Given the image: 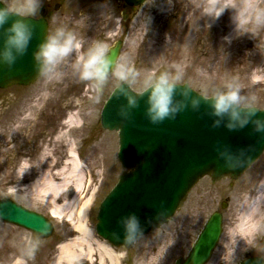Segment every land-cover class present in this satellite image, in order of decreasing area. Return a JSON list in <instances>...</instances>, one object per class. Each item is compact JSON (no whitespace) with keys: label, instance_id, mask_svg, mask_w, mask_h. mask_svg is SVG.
Returning <instances> with one entry per match:
<instances>
[{"label":"rangeland","instance_id":"374dc122","mask_svg":"<svg viewBox=\"0 0 264 264\" xmlns=\"http://www.w3.org/2000/svg\"><path fill=\"white\" fill-rule=\"evenodd\" d=\"M225 1L212 5L210 0L148 1L133 18L119 65L102 91L97 90L94 81L78 77L65 80L57 70L44 74L29 87L0 90V199H11L45 214L55 225L51 238L39 239L26 229L0 221V264H15L18 255L27 257L30 264H57L59 247L81 236L66 218H52L44 197L34 196L27 188L44 167L38 171L40 160L47 156L52 161L60 158L62 165L74 141L79 142L86 158L81 199L92 197L87 217L90 235L101 241L95 232L99 205L125 171L117 158V133L104 130L100 123L101 110L119 84L128 83L136 92H142L160 73H180V84L187 83L210 97L215 90L235 82L244 93L254 94L257 107L264 109V0H257L260 4L246 16H242L246 0H230L231 7H225ZM7 2L12 7L37 4V0ZM224 8L218 18H212ZM235 23L239 24L238 30ZM87 30L90 36L82 40L86 49L98 37L93 28ZM225 36H231V41ZM73 61L74 66L77 55ZM125 71L129 73L128 81L119 78ZM70 115L76 121L74 128L67 129L63 123ZM61 133L66 136L55 143ZM97 145L103 146L99 159L92 154ZM47 149L52 151L43 155ZM29 152L34 154L28 160L31 173L27 171L17 178L16 171ZM19 153L25 156L18 159ZM91 174L94 184H90ZM263 187L264 154L239 180L203 179L168 224L143 236L128 250H115L121 255L119 264H176L215 211L223 213L224 233L209 264H236L247 251L264 258V202L260 212L252 215L254 221L243 225L259 198L264 197ZM72 194L71 189L70 199ZM222 202L228 204L224 210ZM257 221L260 224L255 226ZM94 258L98 259L97 251ZM86 263L78 258L72 264Z\"/></svg>","mask_w":264,"mask_h":264},{"label":"water","instance_id":"95a60500","mask_svg":"<svg viewBox=\"0 0 264 264\" xmlns=\"http://www.w3.org/2000/svg\"><path fill=\"white\" fill-rule=\"evenodd\" d=\"M128 1L139 5L145 0ZM27 19L35 25L32 42L25 54L17 56L13 66L0 63V88L30 85L41 75L36 70L33 54L47 37V23L44 19ZM2 44L0 30V47ZM121 46L122 42H118L109 50L117 62ZM186 87L187 95L184 94ZM128 96H135V107L128 106ZM204 97L188 84H180L173 97V105L180 110L161 122L152 123L147 113L149 88L136 93L128 84H121L111 94L102 110L101 124L104 129L118 132V159L128 171L120 176L100 205L96 231L104 240L116 247H131L134 243L124 241L122 229L120 239L113 236L119 217L136 212L144 226V236L167 224L201 179L206 176L213 180L239 179L264 153V132L254 131L253 124L229 130L225 117L220 126L213 127L217 117L212 115L211 101ZM193 99L199 100L198 107H193ZM121 106L127 109V118L119 114ZM259 110L257 115L264 116V110ZM220 153L242 161L230 168ZM226 207L223 203L222 208ZM0 220L26 228L43 239L53 233L50 220L11 199L0 200ZM222 233L223 215L214 212L188 256L177 260V264H207ZM240 264H264V260L248 258Z\"/></svg>","mask_w":264,"mask_h":264},{"label":"clouds","instance_id":"9594fccd","mask_svg":"<svg viewBox=\"0 0 264 264\" xmlns=\"http://www.w3.org/2000/svg\"><path fill=\"white\" fill-rule=\"evenodd\" d=\"M225 9L219 10L212 18H218ZM36 10L34 4L33 13ZM235 25L238 30L239 24L235 23ZM0 30L3 33L0 63L11 67L15 64L18 55L22 56L27 52L35 34V25L29 19L19 15L7 0H0ZM224 39L231 41L232 37L225 36ZM82 47V40L73 31L63 27L57 28L54 34L48 35L40 42L34 52L36 70L41 74H53L58 66L75 52L78 55L74 67L78 77L81 80L94 81L97 90L102 91L105 81L117 67L116 57L109 53L108 45L104 41H93L86 51H80ZM119 78L128 81L129 73L121 72ZM180 80V73L171 75L162 72L149 82L147 113L152 123L161 122L180 110L173 105V97L177 87L180 86ZM184 94H188L187 87ZM124 95L127 96L128 93L125 91ZM204 98L211 101L212 115L217 117L213 121V127L220 126L226 117V127L229 130L244 128L251 123L254 125V131L264 132V116L257 115L260 110L256 105L255 95L244 93L238 83L230 82L225 87L215 90L210 97ZM192 104L194 108L198 107L199 100L193 99ZM136 105L135 96H128V106L135 107ZM119 114L127 118L128 111L121 106ZM220 155L224 156V153ZM224 159L225 164L230 168L237 167L238 162L242 161L232 156H224ZM117 226L113 231V236L120 239V229H122L123 239L129 244L135 243L144 234V226L136 212H129L119 217Z\"/></svg>","mask_w":264,"mask_h":264},{"label":"bare ground","instance_id":"6f19581e","mask_svg":"<svg viewBox=\"0 0 264 264\" xmlns=\"http://www.w3.org/2000/svg\"><path fill=\"white\" fill-rule=\"evenodd\" d=\"M221 0H210V5L220 3ZM260 1L246 0L243 6L242 16L251 15L254 7L259 5ZM233 4L230 0H226L224 6L231 7ZM76 119L74 115L67 117L63 126L67 129L74 128ZM66 136L65 133L57 135L55 143L61 142V138ZM75 142L68 147V158L65 163L61 165V161L56 159L52 161L49 156L40 160L37 169L43 167L37 179L29 183L28 189L31 190L34 196L38 198L44 197V200L49 205L50 215L53 218L60 219L66 218L68 222L73 224L74 231L78 232L81 236L71 240L68 243L62 244L60 249V259L57 264H72L76 259L82 258L86 264H106L110 261L111 264H119L121 255L115 253L107 244L102 241L92 238L90 229L87 223V214L90 207L92 197L90 196L85 201L81 199V192L84 186L85 171L82 163L79 162L78 155L75 149ZM103 146L97 145L92 151V154L99 159L102 156ZM56 150V144L53 146ZM47 149L43 155H47ZM53 156V155H52ZM19 166L16 175L19 178L23 174H28L29 161L27 159ZM20 182V181H19ZM71 189L73 191L72 198L70 199ZM264 192V187L262 188ZM92 194V193H91ZM93 195V194H92ZM264 202V197H260L253 210L248 213L244 218L243 225L253 222L255 217L251 220L254 213L261 210V203ZM257 211V212H256ZM260 222H255L254 225L258 226ZM257 228V227H256ZM254 231V230H253ZM165 242L167 240L165 239ZM78 252H77V251ZM97 251L98 259L94 258V253ZM15 264H25L22 260H17Z\"/></svg>","mask_w":264,"mask_h":264},{"label":"flooded vegetation","instance_id":"af4514ba","mask_svg":"<svg viewBox=\"0 0 264 264\" xmlns=\"http://www.w3.org/2000/svg\"><path fill=\"white\" fill-rule=\"evenodd\" d=\"M148 1L150 0H147L146 3ZM146 3L133 6L128 0H38L35 5L37 9L35 13H33L34 4L32 6H28L26 3L14 4L13 9L23 16L34 19L44 18L48 25V35L54 34L57 28L63 27L66 30L73 31L78 38L84 40L87 36H90L87 29L89 27L93 28L94 32L98 33L96 40L104 41L109 49L115 42L127 39L131 32L133 18L143 10ZM99 34L101 35L99 36ZM110 36H112L111 41L108 40ZM86 50L83 46L80 51ZM76 55L78 54L74 52L56 69L61 77L67 78L65 80L78 77L76 70L73 68L75 63L73 60ZM27 155L19 153L18 159L25 156L24 159L31 160V156L34 154L29 152ZM80 156L82 159H86L81 150ZM58 159L60 160V158ZM60 161L62 162V159ZM217 250L218 248L214 251L213 258ZM254 256L252 253H246L244 258ZM16 258L24 261L25 264H30L25 256L18 255Z\"/></svg>","mask_w":264,"mask_h":264}]
</instances>
